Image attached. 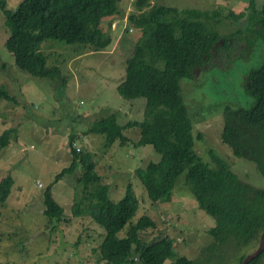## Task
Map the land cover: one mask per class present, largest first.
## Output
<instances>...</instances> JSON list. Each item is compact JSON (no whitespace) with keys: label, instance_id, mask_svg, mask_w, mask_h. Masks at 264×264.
Instances as JSON below:
<instances>
[{"label":"rangeland","instance_id":"rangeland-1","mask_svg":"<svg viewBox=\"0 0 264 264\" xmlns=\"http://www.w3.org/2000/svg\"><path fill=\"white\" fill-rule=\"evenodd\" d=\"M20 1L7 0L8 8L16 11ZM136 1L121 0L120 14L101 22V28L112 35V42L105 49L94 51L85 44L43 40L40 49L46 56V65L60 68L55 77L33 75L16 64L6 46L10 31L0 9V87L5 85L16 99L0 100V133L5 128L18 127L10 144L0 152V180L8 174L15 179L11 194L0 204V264H107L98 249L105 229L86 216L71 215L73 189L83 170L80 165L53 185L54 198L64 208L63 218L56 225L55 220L49 222L43 214L45 188L70 162L66 143L71 130L76 132L75 146L92 151L113 201L124 196L129 183L133 185L141 213L155 221L153 228L141 232L144 241L172 237L176 256L187 255L194 264H220L221 253L225 264H238L241 253L258 245L259 238L247 247L219 243L215 249H208L213 242L209 229L215 219L198 206L189 185L183 183L185 175L179 176L170 201L154 203L134 172L159 157L152 145H135L134 140L123 145L117 140L107 147L104 134L83 132L94 120L112 112H118L120 124L144 118L145 100L126 99L118 91L126 74L127 59L142 37V31L128 20L131 13L138 12ZM148 1L149 5L156 1L180 10L209 11L211 18L204 20L208 30L230 33L228 45L214 51L210 62L195 68L192 79L183 77L180 85L194 123L197 152L214 164L210 152L213 149L229 161L242 181L264 188V177L255 163L233 155L220 138L222 107L249 102L243 99L244 77L264 59V43L247 30V17L235 18L233 14L251 12L253 4L260 7L264 0ZM139 132L137 126L124 129L133 139L139 137ZM200 133L202 137L198 138ZM124 234L125 230L120 232ZM172 260L167 258L163 264H173ZM256 264H264V253Z\"/></svg>","mask_w":264,"mask_h":264},{"label":"trees","instance_id":"trees-1","mask_svg":"<svg viewBox=\"0 0 264 264\" xmlns=\"http://www.w3.org/2000/svg\"><path fill=\"white\" fill-rule=\"evenodd\" d=\"M120 2L22 0L18 9L12 11L7 0H0L10 31L6 46L20 68L33 75L55 77L60 74V68L46 65L41 42L56 39L67 44H85L94 51L107 48L112 35L101 28V22L120 14ZM135 4L138 12L131 13L128 20L142 31V37L127 59L126 74L118 91L126 99L145 100L144 118L120 124L118 112H112L94 120L83 132L104 134L107 147L117 140L123 145L132 140L135 145L151 144L159 157L134 171L151 201H170L176 182L183 174L186 179L183 183L189 185L198 206L215 219V225L209 229L213 242L208 249H215L219 243L247 247L264 232V188L242 181L229 161L213 149L210 152L214 164L197 152L194 123L180 85L183 77H194L195 68L207 65L214 51L228 45L230 33L210 32L204 20L211 18V12L206 10H180L156 1L149 5L148 0H137ZM233 15L247 17V30L264 43V1L260 7L253 4L251 12ZM238 32H242L241 28ZM243 87V99L249 102L222 107L220 138L233 155L252 160L264 177V59L246 73ZM2 99L16 101L5 85L0 87ZM132 126L139 127L137 139L124 133V129ZM17 129L12 126L0 133V152L10 144ZM197 137L201 138L202 134ZM75 140L76 132L71 130L66 143L70 162L57 172L42 194L43 214L49 222L55 220L57 225L64 216V208L54 198V183L72 174L80 165L83 170L73 189L71 215L86 216L105 229L98 249L107 264H163L167 258H173V264H194L187 255L176 256L172 237L151 242L142 239L141 232L153 228L155 221L141 213L133 185L129 183L124 196L118 202L113 201L110 186L103 183L92 151L80 150ZM14 183L11 174L0 180V204L7 200ZM263 253L264 248L247 264H256ZM244 255L238 256V264ZM224 259L221 253L219 263L225 264Z\"/></svg>","mask_w":264,"mask_h":264},{"label":"water","instance_id":"water-1","mask_svg":"<svg viewBox=\"0 0 264 264\" xmlns=\"http://www.w3.org/2000/svg\"><path fill=\"white\" fill-rule=\"evenodd\" d=\"M264 248V232L261 234L258 245L250 252L246 253L240 264H247L251 259L256 257Z\"/></svg>","mask_w":264,"mask_h":264}]
</instances>
